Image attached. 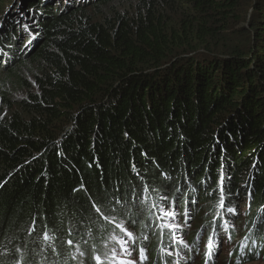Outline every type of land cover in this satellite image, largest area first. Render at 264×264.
Masks as SVG:
<instances>
[{
  "label": "trees",
  "instance_id": "16d2710c",
  "mask_svg": "<svg viewBox=\"0 0 264 264\" xmlns=\"http://www.w3.org/2000/svg\"><path fill=\"white\" fill-rule=\"evenodd\" d=\"M16 1H0V264H97L111 219L147 231L191 194L203 216L245 198L244 246L264 253V0Z\"/></svg>",
  "mask_w": 264,
  "mask_h": 264
},
{
  "label": "rangeland",
  "instance_id": "374dc122",
  "mask_svg": "<svg viewBox=\"0 0 264 264\" xmlns=\"http://www.w3.org/2000/svg\"><path fill=\"white\" fill-rule=\"evenodd\" d=\"M9 2L11 0H5V9L1 8L4 9L2 13L8 8L11 10L13 6H17L16 0L12 1L13 4ZM32 25L35 27L36 24ZM21 94L22 90L19 88H10V96L13 98H17ZM221 174L223 175L222 172ZM221 174L220 176L223 178ZM209 187L210 184L209 186L207 185L206 189ZM188 190L192 192L195 189L190 185ZM190 196L192 198V201L190 200L191 207L189 208L190 205L186 202L187 210L179 212V214L173 209L171 211L166 210L171 201H168L166 205L159 204L160 209L158 210L161 212V216L157 215L155 225L150 226L147 231H141V229L134 231L136 225L131 228L126 225L124 220L116 224L113 222L114 219H111L110 222L114 228L111 229V234L105 240L106 244L103 247V253L100 254L103 264H206V261L207 264H264L263 245L259 246L260 250L255 255L248 250V247H245L242 252L237 254L239 258L233 255L235 253L234 250H239V246L244 244L242 238L244 234L251 229H245L246 232L242 229L243 221H245L243 217L251 209L245 198L241 199L238 195L235 203L224 202V207L227 208L225 211H220L223 207L220 206L221 199H219L218 205L212 203L213 211H209L208 214L203 216V213L200 214V212L207 204L200 208L199 203L197 204L198 198L196 195L191 194ZM229 208L235 209V212H229ZM136 212H138L137 209ZM165 212H173L175 215L168 216L165 215ZM209 216H213L210 218L211 224L207 227L200 226L201 222H207ZM217 220L218 222L215 223ZM173 225H177V227H172ZM155 226H158L159 230L163 228V233H159V236H157L158 240L161 238L162 241H156V257L149 260L150 249L146 250L148 246L146 244H149L150 240L156 235L150 233V231H155ZM198 227L201 229L198 230ZM125 229L131 232L132 235L127 236ZM210 236L213 237L214 241L212 255L206 257ZM144 239H146L145 243L143 242ZM261 240L263 242L264 237ZM125 248H127V251L124 250ZM253 248H255L254 245ZM141 250H143V256L141 255ZM90 262L91 264L94 263V261ZM81 264L86 263L83 262Z\"/></svg>",
  "mask_w": 264,
  "mask_h": 264
},
{
  "label": "snow or ice",
  "instance_id": "6c2138e0",
  "mask_svg": "<svg viewBox=\"0 0 264 264\" xmlns=\"http://www.w3.org/2000/svg\"><path fill=\"white\" fill-rule=\"evenodd\" d=\"M29 43H31V41H29ZM221 192H223V189L221 188ZM220 206L221 207H224V199H223V196L221 197V200H220ZM97 211H99V209H97ZM229 212H235V209H232V208H229L228 209ZM165 215H168V216H174L175 213L173 212H165ZM172 227H177V225H173ZM125 234L127 236H131L132 233L131 232H128L127 229H125ZM49 237L47 236V234H45V239H48ZM213 237H209V241H208V251L206 252V257L208 256H211L212 255V248H213ZM69 245H71L73 242L71 240H69L67 242ZM125 251H127V248L124 249ZM19 251V250H18ZM141 255L143 256V250H141ZM146 259V257H144ZM94 259L96 260L97 264H103V261L101 260V257L99 255L95 256ZM17 264H22V261H17ZM206 264H207V261H206Z\"/></svg>",
  "mask_w": 264,
  "mask_h": 264
},
{
  "label": "bare ground",
  "instance_id": "6f19581e",
  "mask_svg": "<svg viewBox=\"0 0 264 264\" xmlns=\"http://www.w3.org/2000/svg\"><path fill=\"white\" fill-rule=\"evenodd\" d=\"M193 253V252H192Z\"/></svg>",
  "mask_w": 264,
  "mask_h": 264
}]
</instances>
